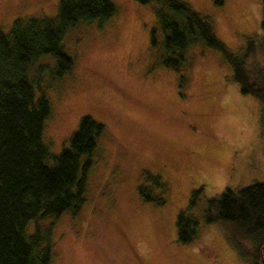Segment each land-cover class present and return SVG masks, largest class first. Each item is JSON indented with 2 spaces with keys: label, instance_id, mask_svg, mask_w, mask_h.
I'll return each mask as SVG.
<instances>
[{
  "label": "rangeland",
  "instance_id": "rangeland-1",
  "mask_svg": "<svg viewBox=\"0 0 264 264\" xmlns=\"http://www.w3.org/2000/svg\"><path fill=\"white\" fill-rule=\"evenodd\" d=\"M59 1L0 0V31L14 21L54 20ZM181 1L232 57L250 63L251 43L264 67L261 0ZM110 2L117 11L107 22H80L65 33L69 72L52 78L50 56L28 72L50 105L42 139L51 155L67 147L81 118L103 126L79 212L38 220L51 226L50 264H247L203 214L224 190L264 180L260 101L240 93L231 67L203 43L187 47L179 69L164 67L155 3ZM179 213L197 220L191 243L177 241Z\"/></svg>",
  "mask_w": 264,
  "mask_h": 264
},
{
  "label": "trees",
  "instance_id": "trees-1",
  "mask_svg": "<svg viewBox=\"0 0 264 264\" xmlns=\"http://www.w3.org/2000/svg\"><path fill=\"white\" fill-rule=\"evenodd\" d=\"M136 1L155 3V18L163 35L164 67L179 69L187 47L203 43L219 52L231 67L240 93L260 101L264 120V67L257 63L251 43L245 52V59L251 61L243 63L215 38L209 22L181 0ZM261 7L264 48V0ZM116 11L110 0H60L54 20L14 21L7 34L0 31V264H50L51 226L43 229L38 220L79 212L91 155L103 132L101 124L83 117L67 147L51 155L42 139L50 105L43 92L36 95L28 72L38 59L50 56L55 62L51 76L61 78L73 65L62 46L65 33L80 22L95 21L101 26ZM139 193L150 200L145 189L140 188ZM189 204L191 208L192 199ZM203 220L219 226L227 243L247 264H264V180L236 191L224 190L208 201ZM30 223L33 230L28 233ZM196 234L197 220L179 213L177 241L191 243Z\"/></svg>",
  "mask_w": 264,
  "mask_h": 264
}]
</instances>
